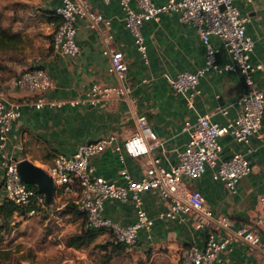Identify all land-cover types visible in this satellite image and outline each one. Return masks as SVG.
Here are the masks:
<instances>
[{"label": "crops", "instance_id": "crops-1", "mask_svg": "<svg viewBox=\"0 0 264 264\" xmlns=\"http://www.w3.org/2000/svg\"><path fill=\"white\" fill-rule=\"evenodd\" d=\"M153 1L162 5L168 0ZM90 2L112 21L111 30L115 37L112 46L126 55L129 63L127 77L122 82L112 71L110 59L104 53L105 41L100 32L92 29L84 19L78 21L80 55H62L51 42L46 46L44 55L32 59L28 64L43 67L51 73L55 86L47 96L65 101V105L43 109L31 105L33 94L15 83V79L28 68L26 64L12 63V71H8L5 77L0 71V95L20 105L21 115L14 121L10 133L14 143L24 145V150L16 153L18 158L48 166L53 164L58 154L73 155L82 143L115 135L116 141L124 145L137 130V118L145 115L151 129L164 143V147L155 149L152 155L161 158L162 165L169 168L177 162V151L183 150L189 141L187 123H195L199 115L210 114L215 122L226 125L237 116V101L245 89L239 74L208 72L201 79V92L196 98L195 108H190L185 98L173 91L166 76H175L182 71H197L206 60V48L200 36L193 27L182 23L177 14L165 13L159 20L144 23L143 33L148 48L145 60L125 26V13L120 6L116 3L105 4L103 0ZM59 4L60 0H42L44 10H56ZM235 4L249 18L247 34L255 42L250 60L253 64L263 65L253 76L259 88L264 90V0H236ZM58 22L47 20L49 28L54 31ZM212 43L220 49L219 62H230V54L222 41L212 36ZM96 83L124 85L129 90V96H115L94 104L88 98V92ZM220 142L223 159L243 153L251 162L252 172L241 179L237 193L215 180L210 168L201 178L192 181L191 187L202 193L215 214L229 216L234 229L257 224L261 216L259 199L264 195V127L262 135L251 137L249 143L238 142L230 134L221 137ZM152 155L132 157L125 154L124 160H121L112 149H107L93 157L92 164L96 175L124 185L121 172L126 169L135 179H141ZM141 197L145 210L154 219L151 238L141 229L138 244L118 252L112 249V233L103 230L89 246L77 249L67 245L72 263L181 264L180 251L183 246L194 243L204 247L207 231L197 229L192 218L189 217L186 222L159 218L168 203L157 190L145 191ZM68 208L65 206L59 211L64 212V217L71 221L67 229H74L81 224V220L74 213L65 212ZM44 210L53 212L51 208ZM103 215L123 227L136 223L138 219L137 208L132 201L123 202L113 198L105 201ZM258 228L261 238L258 247L230 242L222 251L220 260L213 264H264V224H259ZM225 235V231L217 232V239L223 240Z\"/></svg>", "mask_w": 264, "mask_h": 264}, {"label": "built area", "instance_id": "built-area-1", "mask_svg": "<svg viewBox=\"0 0 264 264\" xmlns=\"http://www.w3.org/2000/svg\"><path fill=\"white\" fill-rule=\"evenodd\" d=\"M236 0H168L157 5L153 0H103L105 4L116 3L125 13V26L134 43L147 60V44L143 25L150 20H159L162 14H177L179 20L193 27L206 48V60L197 71H182L175 76H166L172 89L182 95L190 108L200 94L199 85L208 72L236 73L242 76L245 89L237 101V116L228 124L221 125L212 115H199L195 123H187L190 138L183 150L177 151V162L167 168L161 158L152 155L157 148L164 147L163 141L151 129L147 116L137 118V130L120 145L116 136L111 135L77 146L73 155L58 154L53 164L44 167L55 185L54 204L47 205L46 196H37L36 191L26 183L19 170L23 160L16 156L24 150L22 143L11 138L13 123L20 115L18 102L8 101L0 95V210L5 201L29 206L33 199L44 209L59 211L65 206H75L86 215V227L109 230L116 243L128 248L138 244L139 231L144 229L151 238L152 219L143 206L142 193L157 190L168 207L159 218H171L186 222L194 220L197 229L207 231L204 247L188 244L180 251L181 264H213L220 260L222 251L230 242L258 247L261 244L259 224H264V195L259 199L261 216L257 224H248L234 229L229 216L217 215L208 206L202 193L191 187L192 181L201 178L208 168L215 180L223 182L231 192H238L241 179L252 172L250 160L243 153L223 159L220 138L232 135L236 141L249 143L251 137L262 135L264 127V90L254 79V72L263 67L253 64L250 55L255 42L247 34L249 18L244 16ZM251 1V0H247ZM56 13L61 19L53 34V47L71 57L80 55L81 46L77 41L78 21L84 19L89 26L98 30L106 43L104 53L109 57L112 71L120 81L129 72V63L122 50L112 46L115 39L111 30L112 21L96 10L90 0H60ZM212 36L218 37L230 54L231 61L221 64L218 60L220 49L212 43ZM16 85L33 94L31 105L36 109L61 107L65 101L50 99L47 94L54 88L55 81L43 67L25 69L16 79ZM115 96H129L124 86H107L96 83L88 92V98L99 104ZM75 104V102H72ZM112 149L121 160L125 154L132 157L152 155L141 179H135L126 169L121 174L124 185H117L95 174L92 158ZM109 198L123 202L132 201L137 208L136 223L123 227L104 217L105 201ZM36 214V210L30 212ZM225 231L223 240L217 239V232ZM69 264H73L69 260Z\"/></svg>", "mask_w": 264, "mask_h": 264}, {"label": "rangeland", "instance_id": "rangeland-1", "mask_svg": "<svg viewBox=\"0 0 264 264\" xmlns=\"http://www.w3.org/2000/svg\"><path fill=\"white\" fill-rule=\"evenodd\" d=\"M42 7V0H0V35L5 32L9 36L7 45L0 46L4 77L12 71V63L31 68L30 61L44 55L52 42L54 30L49 28ZM75 215L81 224L74 229H67L71 221L61 211H42L27 219L17 216L0 233V264H69L67 240L80 232L84 223L83 217Z\"/></svg>", "mask_w": 264, "mask_h": 264}, {"label": "trees", "instance_id": "trees-1", "mask_svg": "<svg viewBox=\"0 0 264 264\" xmlns=\"http://www.w3.org/2000/svg\"><path fill=\"white\" fill-rule=\"evenodd\" d=\"M44 16H46L47 20H54L55 22H58L57 27L61 23V19L56 13V10H44L42 13ZM9 39V36L7 33L3 32L2 35H0V46H6L7 45V40ZM53 42V41H52ZM38 67V66H37ZM31 188H33L36 191L37 196H44V194H41L39 192V188L37 185H30ZM47 205H50L46 203ZM68 206L69 208L65 212H72L74 214H78L81 217H83V226L81 227L80 232L72 235L69 237L67 240V245L69 247H74V248H82L85 246H89L98 236L100 232L106 229H97V228H87L86 227V215L74 206L72 207ZM32 210H36V214L41 213L42 211H45L44 208L37 203V198L35 197L32 201V203L29 206H21L18 204H15L11 201H5L3 204L2 209L0 210V233L3 232L4 230H7V228L10 226V224L15 221V218L17 216L24 217L27 219V217L30 215V212ZM64 213V212H63ZM35 214V215H36ZM112 244V249L117 250L118 252H124L126 248H128L126 245L122 243H116L115 240L111 242Z\"/></svg>", "mask_w": 264, "mask_h": 264}, {"label": "water", "instance_id": "water-1", "mask_svg": "<svg viewBox=\"0 0 264 264\" xmlns=\"http://www.w3.org/2000/svg\"><path fill=\"white\" fill-rule=\"evenodd\" d=\"M19 170L26 183L38 186L39 192L46 196L48 204H52L54 202L55 185L52 178L44 168L36 165L29 159H23L19 163Z\"/></svg>", "mask_w": 264, "mask_h": 264}]
</instances>
